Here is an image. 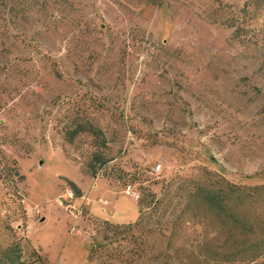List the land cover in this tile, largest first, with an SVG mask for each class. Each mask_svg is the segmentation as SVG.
I'll use <instances>...</instances> for the list:
<instances>
[{"label":"rangeland","instance_id":"rangeland-1","mask_svg":"<svg viewBox=\"0 0 264 264\" xmlns=\"http://www.w3.org/2000/svg\"><path fill=\"white\" fill-rule=\"evenodd\" d=\"M4 162L23 179L11 198L0 166V252L22 264H264V0H0ZM201 169L238 188L135 227L144 190Z\"/></svg>","mask_w":264,"mask_h":264},{"label":"trees","instance_id":"trees-1","mask_svg":"<svg viewBox=\"0 0 264 264\" xmlns=\"http://www.w3.org/2000/svg\"><path fill=\"white\" fill-rule=\"evenodd\" d=\"M78 124L73 130L68 132L69 141L81 132L89 133L94 141L98 143L99 147L105 148V139L102 132L94 126ZM93 164L98 166V169L103 167L108 160L103 158L102 155L94 152L91 154ZM11 166L0 163L1 170H5V175L11 186V195L13 199H17L16 183L22 181L23 177L17 172L16 168L11 163ZM96 170L91 171V177L95 175ZM180 184L175 183L174 180L164 182L160 188V194L158 197L155 196L150 190H144L143 196L139 203V215L136 221L135 227L152 226V233L158 234L159 236L164 235L166 232L177 226L179 223V211L183 202L193 198L199 191H215L223 190L232 192L238 188L235 184L228 182L223 176L218 175L212 171L201 169L196 172V175L188 178H178ZM67 186L71 189L74 198L80 197V191L70 181H67ZM247 192H251L253 195L261 193V186L245 187L243 188ZM12 199V200H13ZM170 209L167 217L163 220L166 211ZM155 217L153 222H150ZM163 221V222H162ZM121 228L122 226H116ZM129 226H123L127 228ZM0 258L7 264H22L19 259V247L17 244L8 245L0 252Z\"/></svg>","mask_w":264,"mask_h":264},{"label":"built area","instance_id":"built-area-1","mask_svg":"<svg viewBox=\"0 0 264 264\" xmlns=\"http://www.w3.org/2000/svg\"><path fill=\"white\" fill-rule=\"evenodd\" d=\"M159 169V166L157 165L155 168H154V171H157ZM73 198V193L70 189H64L62 191V193L59 195V199L62 201V202H66V201H69Z\"/></svg>","mask_w":264,"mask_h":264}]
</instances>
